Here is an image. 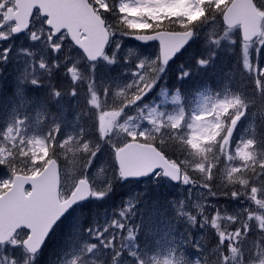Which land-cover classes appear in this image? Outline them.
Masks as SVG:
<instances>
[{
    "label": "snow or ice",
    "instance_id": "obj_1",
    "mask_svg": "<svg viewBox=\"0 0 264 264\" xmlns=\"http://www.w3.org/2000/svg\"><path fill=\"white\" fill-rule=\"evenodd\" d=\"M261 55L264 0H0V264H264Z\"/></svg>",
    "mask_w": 264,
    "mask_h": 264
},
{
    "label": "rangeland",
    "instance_id": "obj_2",
    "mask_svg": "<svg viewBox=\"0 0 264 264\" xmlns=\"http://www.w3.org/2000/svg\"><path fill=\"white\" fill-rule=\"evenodd\" d=\"M125 43L128 44L129 46H134L137 43H135L134 41H132L131 38H125ZM158 45L157 44H148L146 46V50L148 52H154L157 50ZM195 52V49L190 48L189 50H187L183 56L173 65H171V71H169L168 75L165 77L164 81L162 82L163 85H165L168 89V95L165 96L164 94L160 93L155 97V102L157 104H160L162 107L164 108H168V109H172L174 107H176L175 105L171 104V97L175 94V89H171L169 87V81L170 79L175 77V70L176 68L179 66V64L185 62L188 58H190L192 56V54ZM224 57V53L223 51L220 52V55L216 61V65H215V70L217 69V72L221 73L220 71H218L219 67L217 65V63H219ZM261 61L264 62V55H261L260 57ZM234 69V66L232 67V70ZM236 71H233V75H235ZM235 77V76H234ZM10 78V77H9ZM238 80V77H235ZM216 76H211L210 78H206V77H198L197 79H194L193 81H190L187 83L186 85V93L181 91V104L187 103L189 105V107L191 109H197L199 105L204 103V97L203 95H200L199 93L203 92V86L204 84L207 82L208 84H213L214 81L216 80ZM11 81V78H10ZM157 92L159 93V89H157ZM205 95H207V93H204ZM187 97V100L183 99V97ZM69 119L72 116V113L69 112L68 113ZM246 127H250V132H254L256 129V124L255 123H246L245 125ZM190 131V130H188ZM186 155V154H185ZM179 157L180 159H184V156L180 155L179 152L176 153L175 156H173V158H177ZM73 173V170L71 168V166L69 167V175H71ZM169 186V185H168ZM129 188L135 187V188H141L143 187L142 184H137V185H129ZM189 186H183L180 185L177 188V191L181 194L180 199H182L186 194H187V188ZM170 189L175 190V187H171ZM127 191V189H121V192ZM201 197V192L198 191L197 189L193 188L192 190V200L190 201L191 203H195L198 202L200 200ZM117 201H113V203L115 204ZM196 239H201V234L200 233H196L195 236ZM55 245H53L54 247ZM53 258H54V254H53Z\"/></svg>",
    "mask_w": 264,
    "mask_h": 264
},
{
    "label": "trees",
    "instance_id": "obj_3",
    "mask_svg": "<svg viewBox=\"0 0 264 264\" xmlns=\"http://www.w3.org/2000/svg\"><path fill=\"white\" fill-rule=\"evenodd\" d=\"M193 49L196 50L195 46L193 47ZM236 59H237V57L235 54H231L229 51H224L223 59L219 63H217L222 75H224L225 73H228V72H230V70H232V67L235 64ZM232 75H233V71H232ZM233 76L239 77V71H236L235 75H233ZM8 82L9 83L11 82L9 77H8ZM169 82H170L169 87L171 89L181 88L182 92L186 93L187 83L182 84L179 80L176 79V76L174 78L170 79ZM0 103H2V101H0ZM170 154H171V152H170ZM160 191L162 192L163 195H165L167 197L180 198V195L178 194V192L176 190L170 191L169 189H162ZM193 232H194V237H190V239H193L196 236L197 232L195 229L193 230Z\"/></svg>",
    "mask_w": 264,
    "mask_h": 264
},
{
    "label": "water",
    "instance_id": "obj_4",
    "mask_svg": "<svg viewBox=\"0 0 264 264\" xmlns=\"http://www.w3.org/2000/svg\"><path fill=\"white\" fill-rule=\"evenodd\" d=\"M140 43H142V42H140ZM149 43H153V42H148V44H149ZM157 43H158V42H157ZM178 55H179V53L177 54V56H178ZM177 56H176V57H177ZM176 57H174L173 59H175Z\"/></svg>",
    "mask_w": 264,
    "mask_h": 264
}]
</instances>
